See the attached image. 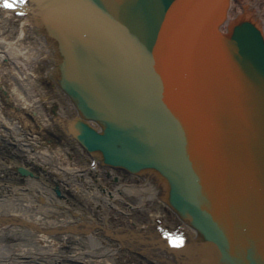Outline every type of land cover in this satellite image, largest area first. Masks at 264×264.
I'll list each match as a JSON object with an SVG mask.
<instances>
[{
  "label": "water",
  "instance_id": "water-1",
  "mask_svg": "<svg viewBox=\"0 0 264 264\" xmlns=\"http://www.w3.org/2000/svg\"><path fill=\"white\" fill-rule=\"evenodd\" d=\"M29 3L56 46L58 83L85 118L74 131L81 145L110 167L158 173L198 232L183 247L192 263L264 264L259 15L228 32L231 0Z\"/></svg>",
  "mask_w": 264,
  "mask_h": 264
},
{
  "label": "bare ground",
  "instance_id": "bare-ground-1",
  "mask_svg": "<svg viewBox=\"0 0 264 264\" xmlns=\"http://www.w3.org/2000/svg\"><path fill=\"white\" fill-rule=\"evenodd\" d=\"M6 2L0 0V264H194L183 247L198 232L168 203L158 173L110 167L81 145L74 131L85 118L58 83L56 46L33 21L29 0H16L15 11ZM263 2L231 0L228 32L249 13L264 29Z\"/></svg>",
  "mask_w": 264,
  "mask_h": 264
},
{
  "label": "rangeland",
  "instance_id": "rangeland-1",
  "mask_svg": "<svg viewBox=\"0 0 264 264\" xmlns=\"http://www.w3.org/2000/svg\"><path fill=\"white\" fill-rule=\"evenodd\" d=\"M242 2H244V4H246V6H249L250 4H252V5H254L255 7H256V5H258L259 3H258V1L259 0H241ZM263 6H264V2H263ZM263 17V20L262 21H264V15L263 14H261ZM49 86H50V84H49ZM51 86H52V83H51ZM36 89H37V91H36ZM35 91L38 93V95H40V96H43V95H41V93H40V88L39 87H37V86H35ZM36 93V94H37ZM47 112H51V110H50V105H48L47 104ZM70 163H72L73 165H74V163H73V161H71L70 160ZM69 165H71V164H69ZM72 166V165H71ZM108 177V176H107ZM1 198V197H0ZM3 199V198H2ZM87 201V200H86ZM0 202H1V200H0ZM86 206L87 205H89L90 206V204H88L87 202H86V204H85ZM145 217H147V218H149V214H147V216H146V214H145ZM151 219V218H150ZM156 219H159V220H156ZM160 219H162V218H153V221L152 222H157V221H161ZM168 219V221L166 222V224L171 228V229H177L176 227H178L177 226V223L175 222V223H173V221L170 219V218H167ZM58 242V244L60 245L61 244V242H59V241H57ZM57 244V245H58ZM57 245H55V247L57 246ZM61 245H63V244H61ZM60 245V246H61Z\"/></svg>",
  "mask_w": 264,
  "mask_h": 264
},
{
  "label": "snow or ice",
  "instance_id": "snow-or-ice-1",
  "mask_svg": "<svg viewBox=\"0 0 264 264\" xmlns=\"http://www.w3.org/2000/svg\"><path fill=\"white\" fill-rule=\"evenodd\" d=\"M15 4H16V0H10V2H6L4 3V8L7 10V11H15ZM23 6H26V5H23Z\"/></svg>",
  "mask_w": 264,
  "mask_h": 264
}]
</instances>
